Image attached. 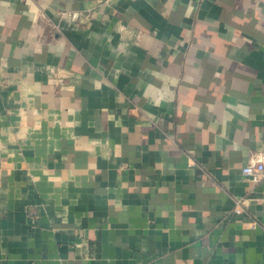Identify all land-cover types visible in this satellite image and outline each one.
<instances>
[{"label": "crops", "instance_id": "1", "mask_svg": "<svg viewBox=\"0 0 264 264\" xmlns=\"http://www.w3.org/2000/svg\"><path fill=\"white\" fill-rule=\"evenodd\" d=\"M253 163L264 0H0V264H264Z\"/></svg>", "mask_w": 264, "mask_h": 264}, {"label": "built area", "instance_id": "2", "mask_svg": "<svg viewBox=\"0 0 264 264\" xmlns=\"http://www.w3.org/2000/svg\"><path fill=\"white\" fill-rule=\"evenodd\" d=\"M242 174L251 182L258 183L264 178V165L262 163L249 164L242 169ZM233 213L237 215L244 213L243 201L241 199L235 200Z\"/></svg>", "mask_w": 264, "mask_h": 264}]
</instances>
